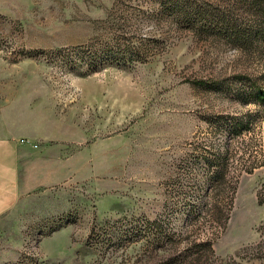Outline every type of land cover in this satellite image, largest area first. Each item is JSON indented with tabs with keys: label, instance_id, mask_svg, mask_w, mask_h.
I'll list each match as a JSON object with an SVG mask.
<instances>
[{
	"label": "rangeland",
	"instance_id": "374dc122",
	"mask_svg": "<svg viewBox=\"0 0 264 264\" xmlns=\"http://www.w3.org/2000/svg\"><path fill=\"white\" fill-rule=\"evenodd\" d=\"M260 92L264 0H0V264H264Z\"/></svg>",
	"mask_w": 264,
	"mask_h": 264
},
{
	"label": "crops",
	"instance_id": "0c3cea01",
	"mask_svg": "<svg viewBox=\"0 0 264 264\" xmlns=\"http://www.w3.org/2000/svg\"><path fill=\"white\" fill-rule=\"evenodd\" d=\"M35 152L30 146L13 140L0 139V216L10 211L35 185L27 181L33 177ZM28 172L30 178H28Z\"/></svg>",
	"mask_w": 264,
	"mask_h": 264
},
{
	"label": "trees",
	"instance_id": "16d2710c",
	"mask_svg": "<svg viewBox=\"0 0 264 264\" xmlns=\"http://www.w3.org/2000/svg\"><path fill=\"white\" fill-rule=\"evenodd\" d=\"M258 100L264 101V92L258 93Z\"/></svg>",
	"mask_w": 264,
	"mask_h": 264
},
{
	"label": "built area",
	"instance_id": "2783aa9c",
	"mask_svg": "<svg viewBox=\"0 0 264 264\" xmlns=\"http://www.w3.org/2000/svg\"><path fill=\"white\" fill-rule=\"evenodd\" d=\"M34 147H36V146H34Z\"/></svg>",
	"mask_w": 264,
	"mask_h": 264
}]
</instances>
